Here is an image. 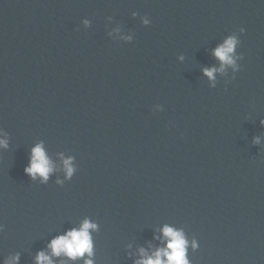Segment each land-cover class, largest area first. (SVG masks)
<instances>
[{
	"label": "water",
	"instance_id": "obj_1",
	"mask_svg": "<svg viewBox=\"0 0 264 264\" xmlns=\"http://www.w3.org/2000/svg\"><path fill=\"white\" fill-rule=\"evenodd\" d=\"M241 27V71L213 88ZM261 120L264 0H0V264L86 218L96 264H134L164 224L199 241L192 264H264ZM40 142L75 157L71 182L25 174Z\"/></svg>",
	"mask_w": 264,
	"mask_h": 264
},
{
	"label": "clouds",
	"instance_id": "obj_2",
	"mask_svg": "<svg viewBox=\"0 0 264 264\" xmlns=\"http://www.w3.org/2000/svg\"><path fill=\"white\" fill-rule=\"evenodd\" d=\"M88 23L87 20L84 21L85 25ZM143 23L149 25L152 21L144 19ZM246 31L241 27L238 35L228 36L223 43L212 50V56L219 62V67L212 66L203 69V75L207 77L211 87H216L217 74L226 73L229 68L233 73L241 71L240 62L244 60V56L238 53L237 49L241 47L240 37L246 35ZM125 39L131 40V37H125ZM225 91H227L226 87ZM260 123L264 126V120ZM253 142L259 145L261 139L255 137ZM8 149V135L0 130V151ZM60 160L62 165L58 166L47 154L44 143L40 142L32 147L24 172L34 183L41 185H48L57 172H62L63 179L57 178L55 183L63 187L65 181H72L78 168L74 165L75 157L65 158L61 154ZM4 230L3 224H0V232ZM99 230L100 225L97 222L90 218L84 219L78 227H72L52 238L47 249L37 253L36 264H56L57 260L59 264H96L95 239L92 233ZM153 238L159 242L160 246L141 247L137 253L139 258L134 261V264H192L189 259V249L198 251L200 247L196 238L188 239L183 228H176L170 224H164ZM19 261L20 256L17 254L4 261V264H19Z\"/></svg>",
	"mask_w": 264,
	"mask_h": 264
}]
</instances>
